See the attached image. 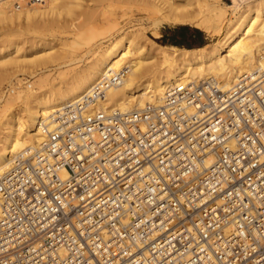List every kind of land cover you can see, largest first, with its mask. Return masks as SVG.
I'll use <instances>...</instances> for the list:
<instances>
[{"label": "built area", "instance_id": "obj_1", "mask_svg": "<svg viewBox=\"0 0 264 264\" xmlns=\"http://www.w3.org/2000/svg\"><path fill=\"white\" fill-rule=\"evenodd\" d=\"M126 71L0 176V264H264V77L99 108Z\"/></svg>", "mask_w": 264, "mask_h": 264}, {"label": "bare ground", "instance_id": "obj_2", "mask_svg": "<svg viewBox=\"0 0 264 264\" xmlns=\"http://www.w3.org/2000/svg\"><path fill=\"white\" fill-rule=\"evenodd\" d=\"M160 1L163 2L152 3L153 10L161 16L157 26L168 22L192 23L197 29L216 37V42L196 49L168 48L156 43L148 44L144 30L109 37V44L105 46L101 41L97 45L89 37H83L90 46V60L85 61V66L78 67L82 59L71 58L68 66L56 64L60 66L59 72L72 67L69 74L58 73L56 77L59 79L53 78L49 71H42L36 76L35 90L18 87L19 92L12 97L7 96L13 94L11 89L4 94L0 92V176L11 169L18 157L39 149L45 132L58 125L60 114L89 93L110 72L127 70L122 83L111 89L106 99L97 106L104 110L119 109L123 113L142 109L147 103L159 102L166 88L175 83L215 79L221 89L227 91L244 75H251L254 79L264 77V0H237L226 7L220 4L221 0H205L206 8L202 12L199 10L195 16L187 10L191 6L187 0L183 10L176 6L175 0L173 3L165 0L166 7ZM42 6L17 10L11 0H6L0 6V23L24 17L28 29L48 30L52 22L39 18ZM19 37L22 38V34L17 38L4 39L0 47V80L7 79V74H11L5 69L7 65H34L42 59L40 52L52 46L45 36L36 43L32 41L31 49L36 53L33 61L34 58H28L25 48L16 41ZM80 40L73 37L72 43ZM25 72L27 70L22 71Z\"/></svg>", "mask_w": 264, "mask_h": 264}, {"label": "rangeland", "instance_id": "obj_3", "mask_svg": "<svg viewBox=\"0 0 264 264\" xmlns=\"http://www.w3.org/2000/svg\"><path fill=\"white\" fill-rule=\"evenodd\" d=\"M5 1L6 0H3V2L0 3V6ZM146 1L149 2L146 4ZM162 1L163 2H160L164 5L161 3L160 5L166 7L167 4L164 3L165 0ZM166 1H168V3H173L174 0ZM187 1V3L191 4L187 10L192 12L194 16L198 14L199 10V12H202L206 8L205 0ZM236 1L237 0H221L220 4L223 7H226L235 4ZM175 2L176 6L181 10L187 5L185 0H175ZM152 3L159 4V0H145L144 2H134L131 0H50L41 7L42 14L41 17H39L40 20L52 22L48 30L28 29L24 17L19 20L13 18L11 21L1 22L0 47L3 46L4 39L12 37L17 38L22 34V38L19 37L20 39H16V41L18 40V44L25 48L27 51L26 56L28 58H34V61L36 59V53L31 49L32 41H35L36 43L41 37L45 36L50 42H52V46L40 52L42 59L37 60L34 65L29 63L7 65L5 69L11 74H7V79L0 80V92L4 94L8 89H11L13 94L6 95L12 97L19 92L18 87L23 90H35L37 87L36 76L42 71H49V74H51L53 78L55 77L56 79H59L60 77L57 78L59 76L58 73L68 72L69 74L72 67L63 68L64 71L60 70L59 72L58 68L60 66H57L58 63H63L61 65L62 67H65V65L68 66L71 64V58L73 60H77L78 58L82 59L79 63L80 65L78 64V67L85 66L90 60V55L88 53L90 46L88 45V41L82 39L86 36L92 39V42L95 44L98 45L102 43V45L105 46L109 44L107 40L118 34L144 30L148 44L154 45L156 43L160 46L172 48L175 45L172 44L173 40L171 37L178 34L180 31H184L190 35L188 47L185 48L196 49L216 42V37H212L209 33H206L205 30L197 29L192 23L174 24L168 22L157 26L156 23L161 16H159L160 14L156 10H153ZM229 16L232 17L231 15ZM196 31L198 32L196 33ZM193 34H196L195 38L193 37ZM34 37L37 38L35 40L31 39ZM73 37L82 40L78 41V43H72ZM163 37L164 41L162 40ZM65 43L67 45H65ZM43 53H46L45 57L43 56ZM24 70H27V72L22 73ZM1 109L2 107H0V111Z\"/></svg>", "mask_w": 264, "mask_h": 264}, {"label": "trees", "instance_id": "obj_4", "mask_svg": "<svg viewBox=\"0 0 264 264\" xmlns=\"http://www.w3.org/2000/svg\"><path fill=\"white\" fill-rule=\"evenodd\" d=\"M198 31H196L197 33ZM175 36H179L181 39L180 40H173V45L178 46V47H188V41L190 39V35L187 32L180 31L179 34H175ZM164 41V37L162 39Z\"/></svg>", "mask_w": 264, "mask_h": 264}, {"label": "crops", "instance_id": "obj_5", "mask_svg": "<svg viewBox=\"0 0 264 264\" xmlns=\"http://www.w3.org/2000/svg\"><path fill=\"white\" fill-rule=\"evenodd\" d=\"M178 34H179V33H178ZM193 37L195 38V37H196V34H193ZM171 38H172V40H175V41L181 39L179 36H175V35H173Z\"/></svg>", "mask_w": 264, "mask_h": 264}]
</instances>
